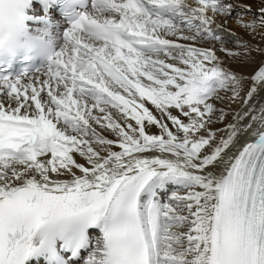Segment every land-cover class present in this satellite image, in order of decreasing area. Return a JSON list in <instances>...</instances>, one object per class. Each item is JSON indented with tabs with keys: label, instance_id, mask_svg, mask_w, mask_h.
Returning a JSON list of instances; mask_svg holds the SVG:
<instances>
[{
	"label": "snow or ice",
	"instance_id": "obj_1",
	"mask_svg": "<svg viewBox=\"0 0 264 264\" xmlns=\"http://www.w3.org/2000/svg\"><path fill=\"white\" fill-rule=\"evenodd\" d=\"M63 35L0 75V264H264V0H86Z\"/></svg>",
	"mask_w": 264,
	"mask_h": 264
},
{
	"label": "clouds",
	"instance_id": "obj_2",
	"mask_svg": "<svg viewBox=\"0 0 264 264\" xmlns=\"http://www.w3.org/2000/svg\"><path fill=\"white\" fill-rule=\"evenodd\" d=\"M90 11L95 12L96 9L93 8ZM62 46L63 44L60 45V47ZM38 49L39 44L36 40L23 38L22 24L12 31L5 29L3 34L0 35V54L14 55L19 51L28 53L37 51ZM52 52L50 51V54Z\"/></svg>",
	"mask_w": 264,
	"mask_h": 264
},
{
	"label": "bare ground",
	"instance_id": "obj_3",
	"mask_svg": "<svg viewBox=\"0 0 264 264\" xmlns=\"http://www.w3.org/2000/svg\"><path fill=\"white\" fill-rule=\"evenodd\" d=\"M239 10H240V9H239L238 7H236V11H239ZM233 16H235V12H234ZM221 22L224 23L223 20H221ZM226 24H227V26H228L230 29H232V30H234V31H237V32H241V31H243V30H241V29L235 24L234 20H232V19L228 20V22H227ZM38 32H39V33H41V32H45V30H43V29H38ZM53 39L56 40V43L58 44V48L60 47L61 44L64 43V40H62L59 36H58V37L55 36ZM240 71H241V70H240ZM168 184H169V188L175 186L174 182H168ZM144 195H147V193H144ZM102 235H103V234H102L101 227L99 226V224L96 225V226H93V227L91 228L90 232H89L90 242H94L95 239H97V238L102 239ZM33 242H34V244H37V243H38V237H34V238H33ZM90 251H91V248H90V247H86L85 250H83V253H84V256H83V257H84V258H82V259L78 262V264H83V261L86 259V257L88 256V254H89ZM35 255H36V254H35ZM35 255H32L33 258H32L27 264H42V262L39 263V262H36V261H35V259H34V256H35Z\"/></svg>",
	"mask_w": 264,
	"mask_h": 264
},
{
	"label": "rangeland",
	"instance_id": "obj_4",
	"mask_svg": "<svg viewBox=\"0 0 264 264\" xmlns=\"http://www.w3.org/2000/svg\"><path fill=\"white\" fill-rule=\"evenodd\" d=\"M234 12H237V11H236V7L233 8V14H234ZM233 14H232V15H233ZM230 19H231V18H230ZM230 19H229V20H230ZM221 23H223V22H221ZM225 27L229 28V27L227 26V24H225ZM236 32H237V31H236ZM237 34L240 35V36H242V37H243L244 39H246V40H250V41L252 40V38H251L247 33H245L244 31L237 32ZM253 42H257V43L260 42V41H259V38H257V40H256V41H253ZM233 67H235L237 71H240V70H241L242 72H247V69L244 68L243 66H236V65H233ZM83 256H84V253L81 255L80 259H79L76 263H78L82 258H84Z\"/></svg>",
	"mask_w": 264,
	"mask_h": 264
}]
</instances>
